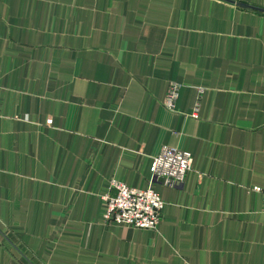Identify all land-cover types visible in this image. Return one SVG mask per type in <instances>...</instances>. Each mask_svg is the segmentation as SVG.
<instances>
[{
  "label": "crops",
  "instance_id": "0c3cea01",
  "mask_svg": "<svg viewBox=\"0 0 264 264\" xmlns=\"http://www.w3.org/2000/svg\"><path fill=\"white\" fill-rule=\"evenodd\" d=\"M238 1L264 8L0 0V264H264V10ZM112 179L159 193L155 229L103 222Z\"/></svg>",
  "mask_w": 264,
  "mask_h": 264
},
{
  "label": "built area",
  "instance_id": "2783aa9c",
  "mask_svg": "<svg viewBox=\"0 0 264 264\" xmlns=\"http://www.w3.org/2000/svg\"><path fill=\"white\" fill-rule=\"evenodd\" d=\"M179 88L180 83L177 81H171L168 85L163 104L169 110L176 107ZM192 159L189 150L163 144L152 157L151 180L171 187L181 185L186 172L191 168ZM111 187V192L102 195L101 217L104 223L116 222L152 229L157 227L164 200L153 187L130 186L116 179L111 180ZM251 189L261 192L264 198V188L254 185Z\"/></svg>",
  "mask_w": 264,
  "mask_h": 264
},
{
  "label": "water",
  "instance_id": "95a60500",
  "mask_svg": "<svg viewBox=\"0 0 264 264\" xmlns=\"http://www.w3.org/2000/svg\"><path fill=\"white\" fill-rule=\"evenodd\" d=\"M237 3L242 4V5H246V6H250V7H252V8H256V9H260V10H264L263 7H259V6H256V5L247 4V3H243V2H239V1H238Z\"/></svg>",
  "mask_w": 264,
  "mask_h": 264
}]
</instances>
